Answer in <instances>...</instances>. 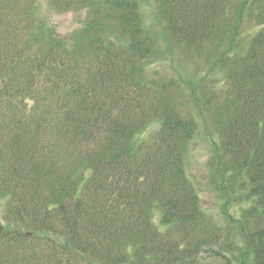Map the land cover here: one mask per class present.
Instances as JSON below:
<instances>
[{
    "label": "trees",
    "instance_id": "obj_1",
    "mask_svg": "<svg viewBox=\"0 0 264 264\" xmlns=\"http://www.w3.org/2000/svg\"><path fill=\"white\" fill-rule=\"evenodd\" d=\"M146 1L51 0L85 10L64 40L0 0V264H264V0H154L192 78L154 67ZM199 132L221 220L185 169Z\"/></svg>",
    "mask_w": 264,
    "mask_h": 264
},
{
    "label": "rangeland",
    "instance_id": "obj_2",
    "mask_svg": "<svg viewBox=\"0 0 264 264\" xmlns=\"http://www.w3.org/2000/svg\"><path fill=\"white\" fill-rule=\"evenodd\" d=\"M240 1L241 0H234V3L239 4ZM36 11V16L41 19V21L45 22L46 27H49L53 31L54 35L64 40H69L68 38L81 27L85 18V10H60L52 5L51 0H37ZM142 11L144 12L147 24L153 25L152 27H155L156 32L164 36V39H161L159 44V46L162 45L160 47L161 51L157 55L154 63L156 70L162 74L165 73L164 76L167 77L173 75V69L176 68V58L179 57L181 63L178 71L183 76L188 75V78H192L191 74L199 67V59L195 57L192 59H183V61L174 45L167 46L164 43L167 39V35L163 29V24L155 25V20H152L153 13L156 11L154 0H147L146 2H143ZM255 25V22L253 23L247 19L244 20L242 24V35H249L252 33ZM212 74L214 75V82L217 85H220V71H214ZM157 125L158 124L154 122L149 128H147L144 136L156 130ZM210 152L211 148L208 137L203 132H199L195 135L185 153L184 164L188 176L197 187L203 208L207 212L216 215L218 219L221 220L223 218L221 216V207L224 198L217 195L208 180V161ZM5 204L6 201L1 199L0 224L6 223ZM236 208V205H231V212L237 214Z\"/></svg>",
    "mask_w": 264,
    "mask_h": 264
}]
</instances>
